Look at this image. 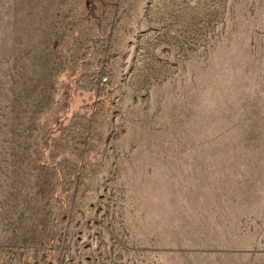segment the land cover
<instances>
[{"label":"rangeland","instance_id":"obj_1","mask_svg":"<svg viewBox=\"0 0 264 264\" xmlns=\"http://www.w3.org/2000/svg\"><path fill=\"white\" fill-rule=\"evenodd\" d=\"M0 264H264V0H0Z\"/></svg>","mask_w":264,"mask_h":264}]
</instances>
